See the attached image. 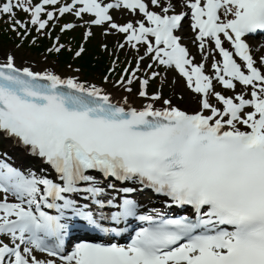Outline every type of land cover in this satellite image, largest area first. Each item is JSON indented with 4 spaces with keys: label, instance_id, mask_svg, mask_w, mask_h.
I'll use <instances>...</instances> for the list:
<instances>
[{
    "label": "snow or ice",
    "instance_id": "1",
    "mask_svg": "<svg viewBox=\"0 0 264 264\" xmlns=\"http://www.w3.org/2000/svg\"><path fill=\"white\" fill-rule=\"evenodd\" d=\"M0 21V264H264V0H0ZM89 45L103 72L61 66Z\"/></svg>",
    "mask_w": 264,
    "mask_h": 264
},
{
    "label": "trees",
    "instance_id": "2",
    "mask_svg": "<svg viewBox=\"0 0 264 264\" xmlns=\"http://www.w3.org/2000/svg\"><path fill=\"white\" fill-rule=\"evenodd\" d=\"M93 49H91V51L85 55L81 61L82 64L87 66L89 65V68L91 69H97L95 68L98 64H102V61L106 60L104 57H102L101 54L98 53V51L96 50L95 47H92ZM71 54L65 53L64 55H62V59L64 61H67L70 58ZM99 56V57H98ZM107 61V60H106ZM92 63V65H91Z\"/></svg>",
    "mask_w": 264,
    "mask_h": 264
},
{
    "label": "rangeland",
    "instance_id": "3",
    "mask_svg": "<svg viewBox=\"0 0 264 264\" xmlns=\"http://www.w3.org/2000/svg\"><path fill=\"white\" fill-rule=\"evenodd\" d=\"M37 58H39V57H37Z\"/></svg>",
    "mask_w": 264,
    "mask_h": 264
}]
</instances>
